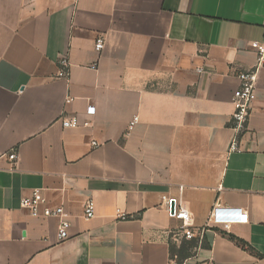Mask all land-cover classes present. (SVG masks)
<instances>
[{"label":"crops","instance_id":"1","mask_svg":"<svg viewBox=\"0 0 264 264\" xmlns=\"http://www.w3.org/2000/svg\"><path fill=\"white\" fill-rule=\"evenodd\" d=\"M263 23L264 0H0V264H168L190 240L168 200L192 218L182 264H264V67L229 150Z\"/></svg>","mask_w":264,"mask_h":264},{"label":"built area","instance_id":"2","mask_svg":"<svg viewBox=\"0 0 264 264\" xmlns=\"http://www.w3.org/2000/svg\"><path fill=\"white\" fill-rule=\"evenodd\" d=\"M264 26V23H263ZM104 45V38L99 36L95 40L94 47L96 50H101ZM251 48L256 53V62L255 66L248 70H243L238 72L237 78L239 80L238 87L234 90L232 96V104L234 111L230 118V127L233 129L235 135L232 139L229 150L235 151L238 150V138L239 136L247 130L248 119L252 109V101L254 98V91L257 80V71L259 68L264 67V35L260 41L250 42ZM60 69L58 70L56 76L61 78H66L68 75L69 63L66 58H60L59 61ZM92 68H96V65L93 64ZM69 100V99H68ZM94 106H87L86 113H94ZM61 124L63 127H76L79 125V120L76 116L64 117L61 119ZM131 123L129 127H131ZM93 146L97 144L92 142ZM11 159L14 161L17 158L15 152L10 154ZM168 200V215L172 218H177L181 221V227L179 232L185 239H191L194 236V231L192 230V218L189 211L181 206L180 204L175 205L173 211L170 210V202ZM45 202L44 198L41 196L39 190H33L30 197L23 198L20 202L22 208H25L31 212V214L36 215L39 205ZM43 215L49 217H63L64 210L62 206H57L55 208H50L45 206L43 208ZM95 206L92 199H88L83 204V216L86 219H89L94 216ZM69 227L70 223L62 219L57 230L58 239L65 240L69 237ZM168 264H182L178 259L170 258Z\"/></svg>","mask_w":264,"mask_h":264},{"label":"trees","instance_id":"3","mask_svg":"<svg viewBox=\"0 0 264 264\" xmlns=\"http://www.w3.org/2000/svg\"><path fill=\"white\" fill-rule=\"evenodd\" d=\"M230 238L231 239H233L234 241H236V243L238 244V245H240L243 249H247V250H252V248L244 241V240H242V239H239V238H237V237H234V236H230ZM186 243V244H185ZM187 247H186V246ZM194 242H193V240L192 239H190V240H188V241H185V242H183L182 243V247H181V249H180V255H181V258H179L178 260L181 262L182 261V258H185V257H187V256H189L190 255V251H186L187 249H190V248H192V247H194ZM259 257H263L261 254H257Z\"/></svg>","mask_w":264,"mask_h":264},{"label":"water","instance_id":"4","mask_svg":"<svg viewBox=\"0 0 264 264\" xmlns=\"http://www.w3.org/2000/svg\"><path fill=\"white\" fill-rule=\"evenodd\" d=\"M173 209H174V201L172 200L170 202V210H171V212L173 211Z\"/></svg>","mask_w":264,"mask_h":264}]
</instances>
